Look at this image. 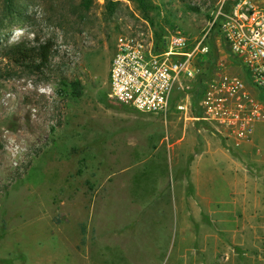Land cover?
Here are the masks:
<instances>
[{"label":"rangeland","instance_id":"rangeland-1","mask_svg":"<svg viewBox=\"0 0 264 264\" xmlns=\"http://www.w3.org/2000/svg\"><path fill=\"white\" fill-rule=\"evenodd\" d=\"M108 1L0 0V264H264V95L247 142L201 120L203 80L239 77L223 48L166 121L107 99L119 35L195 36L220 0ZM45 44L40 72L16 57Z\"/></svg>","mask_w":264,"mask_h":264},{"label":"built area","instance_id":"built-area-1","mask_svg":"<svg viewBox=\"0 0 264 264\" xmlns=\"http://www.w3.org/2000/svg\"><path fill=\"white\" fill-rule=\"evenodd\" d=\"M227 1L220 0L207 27L195 36L177 25L164 36L119 35L107 78L109 102L166 121L172 111L185 109L175 103L177 92L205 75L202 60L215 43L235 63L229 62L239 77L228 79L216 73L211 81L203 80L201 120L230 132L238 143L247 142L253 124L261 120L249 90L264 95V0H234L226 10Z\"/></svg>","mask_w":264,"mask_h":264},{"label":"trees","instance_id":"trees-1","mask_svg":"<svg viewBox=\"0 0 264 264\" xmlns=\"http://www.w3.org/2000/svg\"><path fill=\"white\" fill-rule=\"evenodd\" d=\"M13 1L14 0H3V10L7 15H11V13L15 10ZM117 1L118 0H109L105 5V9H107L110 13H113ZM135 2L142 15L147 18V12L149 8L146 5L145 0H135ZM49 49L50 47L48 44L39 45L38 48L32 52L18 51L16 57L19 61L27 63L26 68L31 72H40L42 69H46L49 62ZM70 90L71 95L75 98H80L83 95L81 86L77 82L70 83ZM61 221L66 223L64 218H61Z\"/></svg>","mask_w":264,"mask_h":264},{"label":"clouds","instance_id":"clouds-1","mask_svg":"<svg viewBox=\"0 0 264 264\" xmlns=\"http://www.w3.org/2000/svg\"><path fill=\"white\" fill-rule=\"evenodd\" d=\"M20 35H22V33L19 30H17L13 36V40L17 39Z\"/></svg>","mask_w":264,"mask_h":264}]
</instances>
